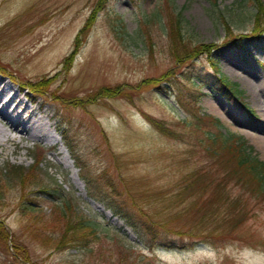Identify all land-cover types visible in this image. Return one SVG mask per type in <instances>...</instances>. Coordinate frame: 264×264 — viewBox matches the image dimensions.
<instances>
[{"label":"rangeland","instance_id":"obj_1","mask_svg":"<svg viewBox=\"0 0 264 264\" xmlns=\"http://www.w3.org/2000/svg\"><path fill=\"white\" fill-rule=\"evenodd\" d=\"M170 9L196 46L179 61ZM255 13L254 0H0V78L53 115L51 138L19 140L16 154L13 144L0 147V264H264V201L226 176L177 103L197 89L199 112L242 135L264 162V19L256 24ZM211 62L241 99L210 88ZM38 80H47L44 93L27 85ZM13 166L34 178L24 187L9 180L3 169ZM199 173L202 193L189 186ZM217 183L245 212L231 231L228 202L206 209ZM77 221L94 232L58 246Z\"/></svg>","mask_w":264,"mask_h":264},{"label":"trees","instance_id":"obj_2","mask_svg":"<svg viewBox=\"0 0 264 264\" xmlns=\"http://www.w3.org/2000/svg\"><path fill=\"white\" fill-rule=\"evenodd\" d=\"M103 1V0H102ZM217 0H212V3L215 5ZM255 1V23L260 24V20L264 19V8L262 0H254ZM170 8V7H169ZM171 10V9H170ZM161 12L162 9H157V13ZM167 16L166 25L168 28V35L170 39V53L174 58L179 61L180 57L183 54H189L194 50L195 47H190L188 42H186L181 34V19L179 18V13H172ZM258 24V25H259ZM264 24V22L262 23ZM85 27L83 26L80 29V34L85 31ZM258 26H256L257 28ZM226 29L229 30V25H226ZM258 29V28H257ZM256 30V29H255ZM209 48V47H208ZM208 48H205L201 53L208 52ZM74 53V52H73ZM214 75L211 78V81L207 82L211 89L215 90L217 93L223 95L227 100H237L241 99L244 96L243 90L238 88V84L230 81L226 76L219 72L217 64L215 62H211ZM152 79H148L144 81L146 84L152 83ZM29 89L34 93H44L46 91L47 80H38V81H30L27 83ZM106 91L111 92L110 88H106ZM189 92L186 95H178L177 103L185 110L193 113L194 121L191 123V127L193 131L201 137L207 139L213 146L214 150L210 155L218 158L223 167L224 172L227 177L232 178L236 183H238L243 189H245L249 194L254 196V198L264 201V162L259 159L254 147L251 144H248L246 139L242 135L234 134L229 130L225 129L224 132L222 129V123L217 118L199 112V97L200 92L197 89L189 88ZM107 95H110L107 93ZM244 104V103H242ZM151 123L156 127L157 130L166 135H172V131L163 125L162 121L149 118ZM188 121H184V124L187 125ZM209 123L213 128L206 130L202 127V123ZM188 125H190L188 123ZM247 143V144H246ZM38 165V161H37ZM22 169V168H21ZM4 170L5 176L11 181H16L20 183L23 187L26 184L27 179L31 177L34 178V174L30 171L27 174H24L22 170H19L17 167H11L8 171ZM2 172L0 170V176ZM193 179L191 180L189 186L193 188V191H197L202 193V189L207 187L206 183H202V179L205 178L204 173H199L197 175H193ZM31 180V179H30ZM44 192H41L42 195L52 196L53 194L49 192L47 187H43ZM1 189V182H0ZM223 188L217 183L216 186L213 187L211 196L207 202V208L209 210H213L216 207L219 201L228 202V209L230 212H233L225 218V221L229 227L228 231H231L233 228L238 226L244 221V211H240L237 209L238 200L233 198H227L223 193ZM1 192V191H0ZM116 212L120 213L121 211L116 210ZM234 214V215H233ZM132 227L138 229L137 225L128 220ZM89 224V225H88ZM77 221L75 223L68 224L67 229L61 234L59 237L57 244L58 246L67 245V244H76L81 241H85L89 234H92L93 228L90 223ZM152 226V224L149 222ZM147 228L150 226L145 223ZM0 228L4 229L3 225L0 223ZM153 229V228H151ZM180 231H178L179 233ZM146 233L153 234L152 231H146ZM7 236L0 230V240H5ZM15 251L19 254L20 249L14 247Z\"/></svg>","mask_w":264,"mask_h":264},{"label":"bare ground","instance_id":"obj_3","mask_svg":"<svg viewBox=\"0 0 264 264\" xmlns=\"http://www.w3.org/2000/svg\"><path fill=\"white\" fill-rule=\"evenodd\" d=\"M213 108L214 106H211V109ZM52 119L53 115L49 113L47 104L36 101L32 96L28 97L19 88H14L9 82L0 78V147L2 150L8 144H13L15 148L11 153L16 154L19 140L51 138ZM222 120L225 123L230 122L227 117H223Z\"/></svg>","mask_w":264,"mask_h":264}]
</instances>
